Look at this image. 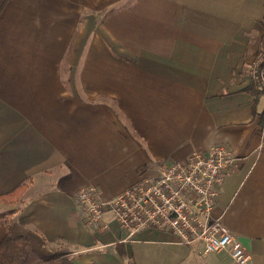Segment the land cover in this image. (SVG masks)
Segmentation results:
<instances>
[{
	"label": "crops",
	"instance_id": "1",
	"mask_svg": "<svg viewBox=\"0 0 264 264\" xmlns=\"http://www.w3.org/2000/svg\"><path fill=\"white\" fill-rule=\"evenodd\" d=\"M264 0H0L4 217L73 264H231L170 232L91 227L79 189L103 199L213 145L236 158L212 215L264 264ZM259 91V90H258ZM261 93V92H260Z\"/></svg>",
	"mask_w": 264,
	"mask_h": 264
},
{
	"label": "built area",
	"instance_id": "2",
	"mask_svg": "<svg viewBox=\"0 0 264 264\" xmlns=\"http://www.w3.org/2000/svg\"><path fill=\"white\" fill-rule=\"evenodd\" d=\"M252 70L264 97V49ZM235 162L228 148L213 145L163 165L155 178L142 174L136 185L111 199H103L93 186L79 189L75 199L91 227L107 229L109 212L128 238L155 228L172 233L180 243L200 244L203 254L226 253L231 264H247L250 257L241 243L212 215L223 178Z\"/></svg>",
	"mask_w": 264,
	"mask_h": 264
},
{
	"label": "trees",
	"instance_id": "3",
	"mask_svg": "<svg viewBox=\"0 0 264 264\" xmlns=\"http://www.w3.org/2000/svg\"><path fill=\"white\" fill-rule=\"evenodd\" d=\"M250 87L248 91L255 90L256 94H262L256 76ZM26 188L27 184H23L10 193L1 195L0 204L9 206L17 204ZM4 218L6 235L0 242V264H73L66 249L61 246L48 248L41 236L22 228L17 223L15 211L9 212Z\"/></svg>",
	"mask_w": 264,
	"mask_h": 264
}]
</instances>
